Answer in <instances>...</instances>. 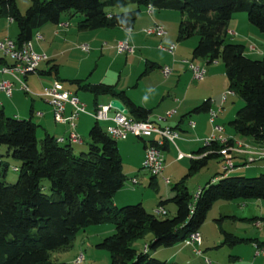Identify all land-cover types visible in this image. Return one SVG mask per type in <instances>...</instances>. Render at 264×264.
I'll return each instance as SVG.
<instances>
[{"label":"trees","instance_id":"obj_1","mask_svg":"<svg viewBox=\"0 0 264 264\" xmlns=\"http://www.w3.org/2000/svg\"><path fill=\"white\" fill-rule=\"evenodd\" d=\"M129 4L136 5V9L112 12ZM148 6L180 14L178 41L198 38L193 59L222 62L228 90L243 102L229 126L238 138L264 147V53L259 60L251 59L243 45L229 42L227 36L228 23L241 12L264 34V0H29L24 13L16 0H0V15L16 25L14 41L19 46L30 41L43 25L61 23L65 14L79 16L76 26L80 31L129 29L140 10ZM152 68L147 64L145 72ZM57 72L54 65L46 74ZM69 82L94 97L109 95L120 100L133 120L149 118L148 109L136 105L113 86L83 80ZM194 111H209L208 101ZM37 128L31 118L7 117L0 110V151L1 147L6 149L4 155L0 152V264H67L52 261L51 253L69 250L80 231L104 223L113 225L114 231L95 247L109 253V264H166L151 252L181 244L198 232L216 201L264 200V174L255 178L215 176L198 190L194 200L184 179L217 158L209 154L191 160L187 175L173 186L174 196L158 203V207L168 202L175 206L171 218H156L141 204L116 207L113 197L126 182L116 140L95 122L88 132L87 151L75 153L71 144H58L48 134L38 140ZM219 148L212 144L200 148L197 154ZM5 157L20 163L19 168H13L18 177L12 184L5 182ZM148 234L153 238L144 244L147 252L142 250L144 245L141 249L133 247L136 240ZM222 234L224 245L232 247L249 241L264 250V242Z\"/></svg>","mask_w":264,"mask_h":264},{"label":"crops","instance_id":"obj_2","mask_svg":"<svg viewBox=\"0 0 264 264\" xmlns=\"http://www.w3.org/2000/svg\"><path fill=\"white\" fill-rule=\"evenodd\" d=\"M125 8L118 9V11L112 10V12H124ZM135 9L136 7L128 11ZM70 17L71 16L69 14H65L61 17V23H66L67 26L59 27L58 25L48 23L43 25L33 33L31 39L33 49L38 53L46 54L48 60L38 66L36 73L28 74L24 77L18 76V78L27 86L30 93H25L23 90H21L19 83H13V91L11 97H7L6 95L0 92V110L7 117H14L18 119L31 118V120L38 126L37 138L39 137V140L43 137L44 134H48L54 138L65 137L68 133V127L64 125H58L54 122L52 108L50 104L40 96V94L44 87L51 86L55 81H58L65 91L70 92L72 95L77 97L81 103L85 105L87 113H93L97 107L109 105L110 101L115 99L109 95H101L98 97H94L89 92L78 90V87L75 84H71L69 82L70 80H83L91 84L101 83L113 86L117 92H125V94L133 103L142 106L143 108L148 109L150 111V115L148 118L150 121L158 122L160 126L170 127L172 129L177 130V132L179 133V139L175 141V146L171 144H166L163 147L164 169L162 175L155 178L151 177L147 172L142 170L141 164L144 158V149L146 141L137 138V140L139 141V145H135L136 147H134V149L130 151V153L133 154L132 160H128L126 158L127 161H123V158H121L122 171L126 176V182L124 186L114 195L112 200L114 206L122 207L136 203L141 204L143 206L144 195L148 193L152 186H157V178H159L161 184H163L164 186H169L171 184V181L167 176H172L169 169L175 164L181 165V173L186 170L188 172L191 159L185 157L179 160L177 159V154L179 151L185 156L198 155L197 151L202 148L201 141L210 137L212 129L208 121V111H194L197 107L201 106L205 102L208 101L209 110H214L219 107L222 108V112L219 114L217 123L224 128V135L231 136L235 139H240L233 134L231 128L230 131L226 129L224 125V120L221 121L222 116L225 115L226 107L229 103L232 102V98L230 99L227 97L226 100L221 103V99H214L213 93L208 92V87H210L211 82L213 80V75L211 74V67H209L210 63H208L205 59L192 58L191 60H188L184 58L189 54L192 57V51L196 46L197 42L196 44L193 42L190 46V49H184L186 45H184V43H181V41H178L177 29L181 19L180 14L178 12L171 10H157L153 8V12L151 14H147L146 9L142 8L132 28L125 29L116 27L112 29H101L96 31H80L77 29V26L75 27V29L71 28V25L68 22V18ZM237 18H240L239 20H241V23L244 24V19H242L243 17H237V15L235 17H232L234 22H236ZM78 19H80L79 16ZM169 23L171 25H175V28L173 30L166 29L167 26L170 25ZM155 24L164 27V29L166 30V35L164 37L160 38L154 35H146L143 32L144 29H147ZM231 24L233 23L229 22L227 25V36L229 37H232L228 34V32H231V30H229V26ZM13 25L15 24L12 22L11 19L0 15V40L4 37H8L11 40H15L17 31L13 30ZM246 28L247 32L256 35L250 28ZM36 34L40 35L41 39H35ZM12 35L14 36V38L11 37ZM74 41L75 43L81 41L82 42L77 44L76 47L73 48L72 42ZM101 42L104 43L103 46L99 45ZM107 42H109L110 44H107ZM119 42H127L130 46L135 48L132 54H124L126 55L125 66H127L128 60H132L137 61L138 66L144 65V69L146 70L147 64L150 63L153 65V68L151 70H148V72H145L144 70L142 76L145 77L150 74H157V79L151 80L150 77L144 79L143 83H141V86L139 87V90L134 91L135 87H132L134 78H131L130 74L122 76L125 67L122 68L120 72V80H115L114 72L111 71L110 68H108L106 72L97 75L96 77L94 75H88L87 71L91 67L90 63L87 65L85 72H82V70H80V65L77 66V70L72 66L71 69L73 70H70V67L68 71L63 70V66H67L66 64L68 63V60L66 59L69 58L70 54L74 53L75 50H80L78 48L80 45H87L89 47L88 53H84L80 50L82 53L86 54V57L83 58V60L89 61L96 60L99 57L103 56L102 53L103 51H105L104 46L106 44V51L113 50L116 52V56H122V54L118 53L115 49L116 44ZM160 44L163 46L175 45L174 55L171 56L166 52L159 50L158 45ZM250 45L251 44H249V46ZM248 47H245V52L248 57L253 54H262L261 56H263L264 49H257V53H254L249 51ZM136 51H140L138 55ZM157 53L162 55L164 54L166 58H164L163 60L157 59ZM64 58L65 63L60 64ZM0 59L2 60L0 63V68L10 64V61L4 58L1 53ZM83 60L81 62H83ZM183 60H187L205 71V75L202 81L197 83L195 80H193L192 73L188 69L187 64L182 62ZM159 62L161 63V65L158 64ZM93 63H95L94 69H97V62ZM54 65L57 66L58 69L57 75L53 73L46 74V72H48L49 69ZM163 67H169L171 69V74L166 78L163 75V77L160 76V72ZM122 77L127 78L125 83H122ZM1 80L13 82V79L5 74H0V81ZM221 87L224 90H228V83L226 77ZM221 87L218 93H222ZM101 101L107 102L101 103ZM89 105H92V107L89 108ZM168 112H170L171 115L169 117H166V113ZM37 113H40L41 115L39 116L37 115ZM70 113L71 107L67 106L65 115L68 116L70 115ZM114 115L115 110L111 109L108 112V117L112 118ZM127 115L128 117H130L129 114ZM235 115L232 113L228 115V127H230L229 123L235 118ZM159 118L161 119L160 121H158ZM95 122L96 121L93 118L86 114H81L76 120L75 132L77 133V135H79L80 138L82 137V143L72 144L75 153L87 151L86 148L88 147V132ZM97 123L103 131H106L107 127L112 126L111 121H102ZM190 123H193L194 126L191 127ZM129 137L132 138L133 136L129 135L124 139H129ZM177 142H180L181 148L178 147V145L176 144ZM84 144H86V147H84ZM117 147L120 156L123 155L124 145H118ZM217 158L219 163L218 174L221 175L222 164L220 158ZM186 161H188V163H185ZM233 164V171L228 176H231L232 174L238 172V170H240V167L248 169L249 165H251H247V163L239 157L233 159ZM254 164H260V166L264 168L262 163ZM163 178L169 179L170 184L165 185L162 180ZM178 178L179 176L176 177V179ZM212 178L214 177H211L210 180ZM132 179H136L137 183L135 185L131 184ZM165 193V200L172 198L174 195L168 192ZM255 204H259V210H251L247 206V209L239 210L232 207V205H230L229 203H223V201H216L209 209V212H211L210 214L212 217H217L214 218V221H217L219 224L224 223L225 220L239 222L251 221V226L253 228H256L257 231L256 233L250 231L251 234L249 235L253 238L245 239L264 242V201L254 202L250 205L256 207ZM156 208H158V204L156 205V207L151 209L149 213H154L153 210ZM164 210L166 211L165 215H167L168 211L173 215L175 214L174 205L166 206ZM220 228L221 231L219 240H221V235L222 240H224L222 231L230 234V230H223L222 227ZM203 229L204 227H201L198 230L201 237V243L199 247L203 245L204 240L206 242V234ZM108 231H110L111 233L113 230L109 229L107 231H101L100 234L107 233ZM144 244L146 243L144 242ZM221 245H223V241ZM249 246L250 255L245 263L264 264V250H261L260 252L259 250L257 251L256 245L253 242H250ZM184 247L190 246H185L182 243L181 246L180 244H177L172 247H169L168 249H164V251H160L162 250V248H159L153 252V257H156L160 253L165 252L166 256L165 259L162 261H164L166 264H182L185 260L183 250ZM235 258L239 260L241 259L239 257ZM185 264L187 263L185 262Z\"/></svg>","mask_w":264,"mask_h":264},{"label":"rangeland","instance_id":"obj_3","mask_svg":"<svg viewBox=\"0 0 264 264\" xmlns=\"http://www.w3.org/2000/svg\"><path fill=\"white\" fill-rule=\"evenodd\" d=\"M16 4H17L19 11L21 13H24L29 6V0H16ZM126 7L128 8H125L124 11H128L134 8L136 7V5L129 4ZM113 10L118 11L117 8H114ZM236 15L237 17H243L242 19H244V24L241 23V20H239L240 18H237L236 22H234L233 19L230 20V22L233 24L229 26V30H231V32H234L236 36L229 37V42L234 43V44H240L245 47H248L249 44H251V45H254L257 49H264V34L259 32L257 28L249 24L246 13L244 12L237 13V14H234L233 17H235ZM78 21H79L78 17H75V16L68 18V22L70 23L71 28L73 29H75L76 22ZM245 23H246V27H248V29L250 28L256 35H253L252 33L247 32ZM168 26L166 28L167 30H170V29L173 30L175 28L174 24L172 25L170 24ZM12 28L14 31H17L16 25H13ZM13 35L11 36L12 38H14ZM197 41H198V38L196 36H192L188 39L182 40L181 43H184V45H186L184 49H190V46L192 45V43L194 42L196 44ZM81 42H76V43L75 41L72 42L73 48L76 47V45ZM103 42H101L99 45L103 46L104 44ZM107 44H110V43L107 42ZM107 44L104 46L105 51H103L102 53L103 56L101 57L98 56L99 58L96 60L84 61L83 58L86 57V54L82 53L80 50H75V52L71 53L69 58L66 59L68 60V63L66 64L67 66L65 67L63 66V70L68 71L69 67H70V70H73L71 69V66L77 70L78 69L77 66L80 65L81 66L80 70H82V72L83 71L85 72L87 65L90 63L91 67L87 71L88 75H94L96 77L97 75H100L106 72V70L110 68V70L114 72L115 80H120L121 78L120 72L122 68L125 67L124 72L122 73V76H126L127 74H130L131 78H134V82L132 83V87H135L134 91L139 90V87L141 86V83H143L144 79H147L148 77H150L151 80L157 79L158 77L157 74H150V75L143 77L142 74L145 70L144 65L138 66L137 61L128 60L127 66H125V56L126 55L122 54V56H116L115 51L113 50L106 51L105 48L107 47ZM136 52L138 55L140 51L139 52L136 51ZM254 53H257V52H254ZM261 55L262 54L260 55L253 54V55H250L249 58L251 59L255 58V60H259L260 58H262ZM65 58L61 61L60 64L65 63ZM156 58L159 60H163L166 57L164 56V54L162 55V54L157 53ZM184 58L188 60L192 59L190 54ZM82 60L83 62H81ZM93 62H97L98 64L97 69H94L95 63ZM158 64L161 65L160 62ZM209 67H211V74L213 75V80L211 82L210 87H208L209 88L208 92L213 93L214 99H217V98L221 99L222 94L224 92H227V90H224L221 87L225 80L224 66L221 61H215L213 63H210ZM160 76L163 77L161 72H160ZM121 80H122V83H125L127 78L122 77ZM196 82L199 83L200 81H196ZM13 83L16 84L17 82L13 80ZM220 87H221L222 93H218ZM227 94H228L227 95L228 98L230 99L232 98V102L229 103L228 106L226 107L225 115L222 116L221 121L224 120V125L226 129L230 131V127H228L227 125V122L229 121L228 115L230 113L235 115L236 111L240 107L243 106V102L237 96L231 93H227ZM106 102L107 101H101V103H106ZM91 107L92 105H89V108ZM38 140H39V137H38ZM116 142H117V146L124 145L123 150L125 154L123 153V155H121V158H123V161H127V159L132 160L133 154H131L130 151H132L134 147L139 145V141L137 140V138L129 137V139H121V140H117ZM176 144L178 145L179 148H181L180 142H177ZM84 147H86V144H84ZM0 152L1 154L4 155L6 153L5 147H1ZM4 161L8 165V169L6 171V176H5V182L12 184L16 181L18 177V172H15L13 168L14 167L19 168L20 163L11 157H5ZM185 163H188V161H186ZM239 169L240 170H238V172L232 174L231 176L255 178L261 174H264V168H262L260 164H251L249 165L248 169H245L244 167H240ZM218 170H219L218 158H214L208 161L207 166L203 167L198 172H195L192 175L187 176L184 179L185 181L184 183H185V186L189 194L194 198L198 190L201 187H204L205 183L208 182V180H210L211 177H215V176L216 178L219 177ZM169 171L172 174V176H167L171 181V184L169 186H164L163 184H161L159 178H157V186L155 185L152 186L150 190L148 191V193L144 195L143 207L148 213L151 211V209L156 207V205L160 201L162 202L166 201L165 192L174 194L173 186L176 183H178L182 179V177H184L188 173L187 170L181 173L180 164H175L171 166ZM178 176L179 178L176 179V177ZM258 201H264V200L238 199V200H233V201H223V203H229L230 205H232V207H234L235 209H239V210L247 209L246 206L250 208L251 210H259L260 208L259 204H255L256 207H253L252 205H250L251 203L258 202ZM171 205L173 204L171 202H168L167 204L164 205L163 208H166V206H171ZM210 213L211 212L209 211L207 212L206 219L201 226V227H204L203 231L206 234V242L204 240L203 245L198 248L202 252V257L196 256L195 253L193 252L192 247H184L183 250H184L185 260H184V263L182 264H185V262L187 264H206L204 262L205 258L208 259L211 262V264H246L245 262L248 260L249 255H250V246H249L250 242L244 241L239 244H235L232 247L224 245V244L221 245L223 240H222V235H221V240H219L220 231H221L220 227H222L223 230H230V234L234 235L235 237L239 239H244V240H247L245 238H253L249 234H251L250 231H253V233H256L257 231L256 228H253L251 226L252 225L251 221L239 222V221L225 220L224 223L219 224L217 221H214L215 220L214 218H217V217H212ZM150 214L155 215V217L159 219L171 218L173 216V214L170 213L169 211L167 215H157L152 212ZM109 229H112L114 231L113 225L109 223H104L101 225H92V226L85 228L83 231H80L76 235L72 243V246L69 250L64 251V252H52L51 260L55 262L67 263V264H109L110 262L109 253L105 250H100L95 247L96 244H98V242L100 243L105 237L110 236L112 234L113 231L111 233L110 231H108L107 233L100 234L101 231H107ZM152 238H153L152 235L148 234L144 239L136 240L133 244V247L137 249L138 248L141 249L143 247L144 242L148 244L150 243ZM168 248L169 247L167 248L162 247V250L160 251H164V249H168ZM151 254L153 255V251L151 252ZM165 256H166V253L163 252L154 258L162 261L165 259ZM80 257L82 260L77 263V259ZM235 257H239L241 259L239 260V259H236ZM243 260H244V263H243Z\"/></svg>","mask_w":264,"mask_h":264},{"label":"built area","instance_id":"obj_4","mask_svg":"<svg viewBox=\"0 0 264 264\" xmlns=\"http://www.w3.org/2000/svg\"><path fill=\"white\" fill-rule=\"evenodd\" d=\"M147 14L153 12L151 6L146 7ZM59 27L67 26L66 23H59ZM146 35H154L156 37H164L166 30L161 25L155 24L143 31ZM229 35L235 36L234 33L228 32ZM35 39H41V36L36 34ZM82 52L88 53L89 47L87 45H80L78 47ZM115 49L121 54H132L135 50L134 47L130 46L127 42H119L116 44ZM158 49L166 52L173 56L175 52V45L163 46L158 45ZM249 51L256 52L257 48L254 45L248 47ZM0 53L2 56L10 61V64L0 68V74L10 76L13 80L20 84V89L25 93H30L27 86L18 78V76H26L28 74L36 73L38 66L47 61L48 57L44 53L36 52L33 47L31 40L17 45L14 40L8 37H4L0 40ZM186 63L188 69L192 73V78L195 81H202L205 75V71L192 64L187 60H183ZM162 75L166 78L171 74L169 67H163ZM13 91V82L1 80L0 81V92L11 97ZM227 93L233 94L227 90L221 97V103L227 98ZM40 96L46 100L53 112L54 122L58 125H64L68 127V133L65 137L56 138L58 144H81V138L75 132V122L81 114L89 115L96 122L111 121L112 126L106 128L107 135L114 140H121L131 135L135 138L146 141L144 149V158L141 164L142 170L147 172L151 177L155 178L162 175L164 169L163 160V147L166 144L175 146V141L179 139V133L177 130L170 127L160 126L158 122L147 120H133L128 115L115 110V115L110 118L108 112L112 109L110 105L99 106L93 113H87L85 105L81 103L77 97L72 95L70 92L65 91L58 81H55L51 86L44 87ZM71 107L70 115L66 116V107ZM222 112V108L219 107L214 110L208 111V121L211 125L212 133L209 138L201 141L202 147H210L212 144H217L221 148L216 151L208 150L198 155H184L178 151L177 159L181 160L185 157L191 160H200L207 157L209 154H215L220 158L222 164V176H228L234 168L233 159L242 158L247 165L254 163H262L264 166V147H258L249 141L235 139L231 136L224 135V128L217 123L219 114ZM37 115H41L37 113ZM171 115L170 112L166 113V117ZM161 119L159 118L158 121ZM190 126H194L190 123ZM16 171V170H15ZM165 185H169V179H162ZM136 179L131 180V184L135 185ZM199 191L194 196V200L198 197ZM154 214L165 215L166 211L162 207H158L154 210ZM201 243V237L199 232H193L183 242L185 246L193 248V252L196 256L202 257V252L198 249ZM257 248V247H256ZM143 252H147V246L144 245ZM261 251L257 248V251ZM81 257L77 259V263L81 261ZM206 264H210L208 259H204Z\"/></svg>","mask_w":264,"mask_h":264},{"label":"water","instance_id":"obj_5","mask_svg":"<svg viewBox=\"0 0 264 264\" xmlns=\"http://www.w3.org/2000/svg\"><path fill=\"white\" fill-rule=\"evenodd\" d=\"M109 105L111 106V108L113 110H116V111H119V112H122L123 114L127 115L128 114V111L127 109L125 108V106L122 104V102L118 99H113L110 101Z\"/></svg>","mask_w":264,"mask_h":264}]
</instances>
